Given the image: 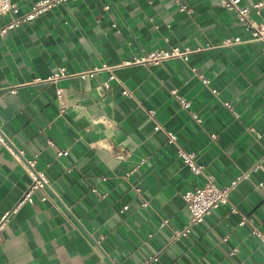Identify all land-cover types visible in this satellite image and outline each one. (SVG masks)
<instances>
[{"label":"crops","instance_id":"1","mask_svg":"<svg viewBox=\"0 0 264 264\" xmlns=\"http://www.w3.org/2000/svg\"><path fill=\"white\" fill-rule=\"evenodd\" d=\"M12 1L24 15L39 0ZM180 1L72 0L0 36V131L52 184L24 199L34 178L0 140V264H264V169L174 236L202 178L165 131L219 187L264 166L263 42L221 0Z\"/></svg>","mask_w":264,"mask_h":264},{"label":"built area","instance_id":"2","mask_svg":"<svg viewBox=\"0 0 264 264\" xmlns=\"http://www.w3.org/2000/svg\"><path fill=\"white\" fill-rule=\"evenodd\" d=\"M72 0H39L37 1L31 10H29L24 15L19 14L18 6L12 0H0V15H12L11 20L0 28V36L7 37L10 36L11 30L15 29L16 27L20 26L22 23L26 21H30L33 19L38 18L41 14L47 13L51 11L56 6L60 5L61 3L68 2ZM182 10H188L187 6L181 3L180 0H174ZM222 7L234 12L235 16L239 21L245 23L244 30L248 34V39L246 41H261L264 44V18L261 22H256L251 17L252 8L259 11V9L264 6L262 2L254 3L252 6L244 5L242 0H221ZM245 42L240 37L235 38L232 43H243ZM264 52V46H263ZM185 52H180L178 50L173 51L171 55H183ZM167 56L170 53H166ZM69 75L66 73V68L62 67L56 77ZM84 76V74H83ZM202 79L205 83H208V80L202 76ZM178 90H172V94L175 95L177 98L180 99L178 96ZM124 94L131 96L132 94L125 89ZM57 97L61 103V110L62 114L66 112V105L63 97L62 90H57ZM185 105H189V103H185ZM228 108H232V105L228 102L226 103ZM154 114V113H153ZM193 117L198 121L201 119L198 115L193 114ZM161 125L157 124L155 129H161ZM253 132H255L252 129ZM167 132L168 142L176 145L178 148V155L183 160L184 164L189 167L190 171L202 178V184H197L195 187L190 188L187 190L183 195V200L186 203L187 208L190 212V220L188 226H186L182 231H178L174 236L176 239H180L181 237L187 235L193 227H196L206 221V219L211 216V214L221 207L224 204L230 203V194L235 189L236 185L242 180L247 179L251 176V174L255 171H259L264 169L263 163L261 161L257 162L249 171L242 173L236 180H234L230 185L219 187L215 182V176L208 173L207 170L203 165H200L196 160V153L188 152L184 150L178 144V136L176 133H172L171 131ZM258 138L261 137L259 133L256 135ZM212 139H217L218 135L216 133L211 135ZM0 140L7 146V150L23 165H25L26 171H28L34 178V183L30 186L29 190L25 193L24 199L30 198V194L33 189L39 186H51V181L45 177L43 173L39 174V176L35 175L31 168H34L35 161H28L29 163L26 164L21 159L20 155L22 152L17 149L12 141H10L5 135L2 134L0 131ZM20 154V155H19ZM263 183L260 182L258 187L262 186ZM140 191L139 188H137ZM232 212H237L236 206L231 203L230 206ZM246 223V218L241 221V224L244 225ZM253 234L261 237V242L264 245V236L262 233L256 229L252 231ZM158 255H152L149 259L141 262L139 264H148L151 261H157ZM117 264V263H113Z\"/></svg>","mask_w":264,"mask_h":264}]
</instances>
